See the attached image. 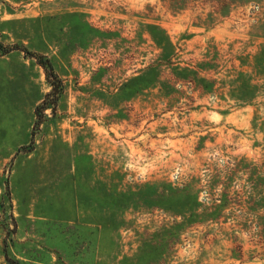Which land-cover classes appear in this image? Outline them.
<instances>
[{
  "label": "rangeland",
  "instance_id": "rangeland-1",
  "mask_svg": "<svg viewBox=\"0 0 264 264\" xmlns=\"http://www.w3.org/2000/svg\"><path fill=\"white\" fill-rule=\"evenodd\" d=\"M0 264H264V0H0Z\"/></svg>",
  "mask_w": 264,
  "mask_h": 264
},
{
  "label": "trees",
  "instance_id": "trees-1",
  "mask_svg": "<svg viewBox=\"0 0 264 264\" xmlns=\"http://www.w3.org/2000/svg\"><path fill=\"white\" fill-rule=\"evenodd\" d=\"M14 50L23 52L25 55H28V56L34 58L36 60L37 64L43 68L47 79H49V78L52 79V82H49L51 87H52L51 91L45 94L41 103L36 107V113L38 110H40V109L42 110L43 108H45L46 105L50 101L55 104L57 102L61 92H62V82L58 78V76L55 74V72L53 71V68H52L49 60L42 55L34 54L33 52L28 51L23 46H18V45L4 46L0 42V52H2L3 54L9 53V52L14 51Z\"/></svg>",
  "mask_w": 264,
  "mask_h": 264
}]
</instances>
